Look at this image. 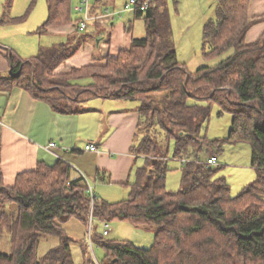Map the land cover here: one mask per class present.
Listing matches in <instances>:
<instances>
[{
	"label": "trees",
	"instance_id": "1",
	"mask_svg": "<svg viewBox=\"0 0 264 264\" xmlns=\"http://www.w3.org/2000/svg\"><path fill=\"white\" fill-rule=\"evenodd\" d=\"M70 1L48 0L49 17L39 32L68 22ZM250 2L217 0L214 18L204 26L203 52L212 63L195 71L178 59L166 0L136 10L146 36L134 37L104 64L56 72L78 45L41 47L30 59L10 54L11 73L0 82L25 88L58 112H81L96 97L138 101L141 139L132 152L143 155L145 164L128 197L118 202L99 198L95 190L92 199L89 178L61 158L19 173L13 185L0 172V264H74L73 239L65 229L71 219L80 220L91 242L105 251L100 260L84 244V264H264V33L247 40L256 22ZM214 104L220 114L233 116L225 139L202 134ZM172 141L182 163L176 191L166 186ZM225 142H248L257 169L236 195L225 176H216L217 167L206 163ZM114 219L152 229V245L109 239L104 225L102 232L94 225ZM53 236L58 243L40 256L41 241Z\"/></svg>",
	"mask_w": 264,
	"mask_h": 264
},
{
	"label": "crops",
	"instance_id": "2",
	"mask_svg": "<svg viewBox=\"0 0 264 264\" xmlns=\"http://www.w3.org/2000/svg\"><path fill=\"white\" fill-rule=\"evenodd\" d=\"M12 1H0V77H9L12 53L21 59H30L41 47L78 45V50L56 69L58 73H66L73 68L104 64L108 55L117 56L122 49L129 48L134 37L146 36L136 33L137 19H143L136 11H127L111 20L104 17L91 21L86 30L79 31L77 25L83 16L75 10L79 0L70 1L71 19L68 22L51 26L44 33L39 29L49 17L48 0L41 2L30 25L18 27L20 19L13 12ZM127 1L96 0L92 4V14L103 15L107 8L119 10ZM169 1L166 0L167 8ZM249 16L256 22L248 30L247 40L254 41L264 33V0H251ZM17 36L22 41L30 38V42L18 45L13 40ZM202 41L203 47L204 28ZM194 62L197 59L191 57L182 63L190 68ZM200 63L201 66L206 64ZM139 118L138 101L96 97L87 102L81 112L61 113L47 102L35 99L25 88L0 82V172L4 182L13 185L19 173L36 168L39 162L52 165L61 158L89 178L98 189L95 193L99 198L109 186L130 188L129 184L137 180V173L136 178L133 177L137 158L143 156L132 152L138 141ZM51 142L57 143L53 151L45 148ZM91 143L96 144L99 151L87 150L86 146ZM252 167L257 177V169Z\"/></svg>",
	"mask_w": 264,
	"mask_h": 264
},
{
	"label": "rangeland",
	"instance_id": "3",
	"mask_svg": "<svg viewBox=\"0 0 264 264\" xmlns=\"http://www.w3.org/2000/svg\"><path fill=\"white\" fill-rule=\"evenodd\" d=\"M4 2L5 0H0ZM13 12L19 16L20 21L18 27H26L32 23L36 14L39 12L41 2L43 0H13ZM12 1V2H13ZM45 2V1H44ZM217 0H170L169 13L171 17L173 35L177 47L178 58L180 61H188L191 57L197 59L193 65H189V70H196L197 67L204 63H212L211 60L206 59L203 47V28L205 23L215 16V9ZM126 13V12H124ZM123 13V14H124ZM80 14H78L79 16ZM7 29V28H6ZM5 29V30H6ZM19 29V28H18ZM91 30V29H90ZM88 31V30H87ZM137 34L139 36L146 35V29L143 19H137ZM6 35V32H2ZM13 40L18 45H24L25 42H30L26 38L22 41L19 36L13 37ZM66 62V61H65ZM64 62V63H65ZM201 66V65H200ZM221 108L219 105L212 106V112L209 120L203 127L202 134L209 139H225L229 136L230 127L233 116L228 111H223L220 114ZM86 136V135H85ZM82 135V137H85ZM138 138L141 139L140 135ZM213 150H215L213 148ZM217 150V149H216ZM219 159L216 176H225L231 186L232 194L236 195L246 184L256 178V172L252 167V150L248 142L227 143L222 146L221 151L215 152ZM168 172L166 178V186L168 190H179L181 187V166L180 160L174 157V141L171 142L169 154L167 157ZM137 165L133 169V177L136 178V168L145 164L143 156L137 158ZM133 177L131 180H133ZM136 181V180H135ZM107 187V186H106ZM94 190H98L94 187ZM101 197L110 202H118L128 197L130 188L123 186H109L104 188ZM98 226V232H102L103 223L95 220ZM110 234L109 239L114 240H129L135 245L148 248L152 245L155 234L152 229L147 227H136L127 220L114 219L109 221ZM66 232L73 239L72 254L74 264H84L83 245H89L90 252L94 251L97 258L102 260L105 256V251L91 242L88 236L85 225L78 219H71L65 224ZM57 237H51L47 240L41 241L39 245V255L46 254L47 250L58 243ZM93 247H92V246ZM89 257L90 254H88Z\"/></svg>",
	"mask_w": 264,
	"mask_h": 264
},
{
	"label": "built area",
	"instance_id": "4",
	"mask_svg": "<svg viewBox=\"0 0 264 264\" xmlns=\"http://www.w3.org/2000/svg\"><path fill=\"white\" fill-rule=\"evenodd\" d=\"M96 0H79V4L77 6H75V10L77 12H79L82 16V18L80 19V21L78 22L77 28L79 31H84L87 29L89 23L91 21H95V20H100L102 18H107L108 20L113 19L115 16H122L124 12L127 11H136L138 9L141 10H145L148 7V4L150 2V0L144 1L142 3L138 2V0H128L126 2V4L124 5L123 8L119 9V10H112L110 8L105 9V12L103 15H93L92 14V4L95 2ZM57 147V143L55 142H51L49 143L45 148L49 151H53V149ZM87 150L90 151H99V148L96 144H89L86 146ZM218 157L215 154H211L208 158H207V165L209 166H215L218 164ZM85 176L84 173H81ZM85 178L87 179V177L85 176ZM89 180V179H88ZM88 186H89V193L91 194L92 199L95 196L94 193V185L88 181ZM93 204V202H92ZM104 225V234L105 235H109L110 234V225L109 222L105 221L103 222Z\"/></svg>",
	"mask_w": 264,
	"mask_h": 264
}]
</instances>
